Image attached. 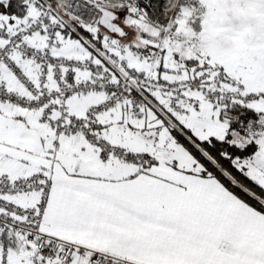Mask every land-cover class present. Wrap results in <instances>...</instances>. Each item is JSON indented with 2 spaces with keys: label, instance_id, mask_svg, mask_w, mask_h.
I'll use <instances>...</instances> for the list:
<instances>
[{
  "label": "snow or ice",
  "instance_id": "1",
  "mask_svg": "<svg viewBox=\"0 0 264 264\" xmlns=\"http://www.w3.org/2000/svg\"><path fill=\"white\" fill-rule=\"evenodd\" d=\"M0 264H264V0H0Z\"/></svg>",
  "mask_w": 264,
  "mask_h": 264
}]
</instances>
